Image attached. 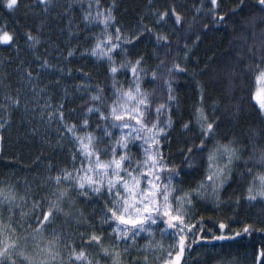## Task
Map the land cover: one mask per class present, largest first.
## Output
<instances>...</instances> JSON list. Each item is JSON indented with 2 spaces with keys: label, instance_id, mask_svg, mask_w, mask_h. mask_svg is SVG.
Wrapping results in <instances>:
<instances>
[{
  "label": "snow or ice",
  "instance_id": "obj_1",
  "mask_svg": "<svg viewBox=\"0 0 264 264\" xmlns=\"http://www.w3.org/2000/svg\"><path fill=\"white\" fill-rule=\"evenodd\" d=\"M38 2L46 5L45 14L54 6V0ZM77 3L84 30L89 25L101 29L85 38L92 44L81 56L92 57L103 67V79L93 80L91 72L77 69L81 83L71 92L65 87L62 99L53 103L48 89L60 86L64 69L52 65L48 56L34 55L37 67L30 65L21 73L24 87L13 93L6 85L0 94V113L8 117L0 116V129L8 125L13 112L22 110L29 124L36 122L30 128L32 136L41 135L39 125L55 123L57 143L67 140L71 145V167L49 162L44 166L47 174L34 176L31 182L0 180V264H184L186 253L191 257L188 264H240L236 255L212 241L231 242L258 230L245 225L225 235L227 225L221 222L220 235H214L203 227V218L196 220L193 210L200 204L213 211L231 208L238 214L244 205H260L264 213V0H234L224 12L221 0H201L191 21L173 0L163 10L153 9L149 23L141 16L128 27L117 23L114 2ZM4 7L13 12L19 0H6ZM74 7L69 4L63 15ZM222 30L228 36L224 46L203 59L195 57L192 80L199 99L179 130L192 135L173 138L169 130L179 101L175 77L189 74L187 63L205 34ZM16 39L15 30L0 26V44L11 46ZM24 39L33 52L41 43L31 31L24 33ZM142 44L151 51L142 49ZM76 50H68L67 56ZM57 51L59 61L63 51ZM41 72H55L58 79L41 86ZM121 74L123 81L118 79ZM72 75L68 70L67 76ZM145 84H158L163 99L157 98L156 88L147 91ZM212 90L215 96H209ZM238 92L247 93L255 123L248 120L245 97L237 96ZM77 97L82 100L79 122L69 123L68 117L78 109L66 113L65 103ZM207 98L212 100L210 105L205 104ZM92 117L96 128L87 132ZM225 121L232 127L221 134L218 130ZM132 148L138 149L135 160ZM193 174L199 178L189 181L186 191L179 187ZM233 183L243 189L242 194L235 200L223 199ZM104 196L95 219V210L86 214L79 207ZM33 217L36 227L20 235L24 222ZM157 229L161 237H171L167 249L156 241ZM259 231L264 239V230ZM140 239L147 243L137 247ZM197 248L204 251L192 257ZM256 259L264 264V244Z\"/></svg>",
  "mask_w": 264,
  "mask_h": 264
},
{
  "label": "trees",
  "instance_id": "obj_2",
  "mask_svg": "<svg viewBox=\"0 0 264 264\" xmlns=\"http://www.w3.org/2000/svg\"><path fill=\"white\" fill-rule=\"evenodd\" d=\"M113 2L116 4L114 15L117 23L128 27L136 24L141 16L145 17L144 23H149L152 19L150 12L153 9L159 8L160 10H163L166 6L172 3L173 0H105L106 5ZM174 2L178 6L179 11L186 13V21H191L196 8L201 5V0H174ZM5 3L6 0H0V26L6 24L9 31L15 30L17 33V39L11 46L0 44V94H2L6 85L11 86L7 90L13 93H15L17 88L24 87L20 83L21 73L30 65L33 69L37 67L34 62V55H39L42 59L45 56L52 58L56 49L64 48V36L63 34H60V32L65 29L70 17H76L78 12L74 7L68 11L67 16H64L63 13L68 6L65 0H54V6H49L50 10L47 14L43 11L46 5L40 4L38 0H19V7L13 12L8 11L4 7ZM233 4L234 0H221V12L231 8ZM204 7L206 11L208 5L205 4ZM199 19L204 20L203 15H201ZM27 31H31L33 35H38L41 41L35 52L29 49L25 43L24 33ZM172 39L174 41L173 55H175V36H173ZM227 39L228 36L224 30L206 33L199 47L196 48L194 57L187 63L189 74L187 76L182 75L175 77L176 95L179 97V101L178 104L174 106L175 111L172 116L174 127L169 130L173 138L181 135H192L191 132L180 133L179 130L181 124L190 119L193 107L199 99V93L196 91L192 80V76L197 68L195 57L203 59L206 54L210 55L212 51L223 47ZM180 43L183 44V41ZM140 47L146 51H151V47L146 46L145 44H142ZM180 55L183 56V53L181 52ZM168 59L171 61L172 57L169 56ZM21 62H23L22 68ZM148 63L154 65L155 61L150 60ZM69 67L74 71L81 69L84 72H91L93 80L103 79V67L87 57L70 60ZM72 78V84L77 83L76 78ZM196 78L204 79L203 77ZM56 79H58V77L54 74L48 72L40 73V85L42 86L51 81H55ZM65 82L67 85V81L62 79L60 84ZM144 87L149 92H151L153 88H156L157 98L163 99L158 84H145ZM252 87L255 88L257 86L253 84ZM48 91L51 92L54 97L57 96H55L57 90L54 85L50 86ZM215 95L216 92L214 90L210 91L209 96ZM237 96L245 97L244 111L248 116V120L255 123L256 113L247 102V93L238 92ZM81 103L82 100L79 97L70 99L69 102L65 103L66 113L68 109H78V112L74 116L69 117L74 123L79 122L77 117L79 115V106ZM211 103L212 100L210 98L205 100L206 105H210ZM209 111H211L210 108ZM166 115L167 114H165V117ZM0 116H3L6 120L8 119L3 113H0ZM27 121L28 117L24 115L22 110L15 111L13 112L8 125L5 128L0 129V137L3 138L2 141H0V180H5L10 177L12 182H15L16 180L23 182V180L27 178L29 182H31L34 176L47 174L44 166L49 162L56 164L59 160L65 165V161H68L66 155L58 154L56 151L51 150L47 144V140L41 135L32 136L30 128L35 127V125H31ZM26 124H28V126ZM231 127L232 125L225 121L221 123L218 131L223 134L228 132ZM197 143H199V141H197ZM209 146H211V142H209ZM174 149L175 146H173V151ZM164 151L167 152L168 148L165 147ZM38 157H43L39 164L36 163ZM9 164H12V166H6ZM198 178V174L186 177L185 183L179 187H182L186 191L189 187V181ZM32 186L35 188V184ZM22 190L23 184L21 183V194ZM242 191V188L237 187L236 184L233 183L223 192L222 198L226 200L231 197L235 200L242 194ZM104 203L105 198L99 197L98 202L93 204L82 203L79 207L83 208L86 214H91L93 213V210H95V215L93 216L95 219V217L98 216V211L103 208ZM234 206L235 205H233V207ZM193 211L195 212L196 220L203 218L205 221L204 224L207 226L215 225L217 226L216 229H218L219 223H226L230 235H233L236 231H241L245 225H250L258 231L250 236L237 239V241L257 245H261L264 242V239H261V231H259L264 230V223L261 222L264 220V213H261L260 205H255L254 207L244 205L240 208L238 214H234L231 208L223 211H213L211 206L205 208L200 204H198ZM34 219L35 218L33 217L32 220H26L24 222V231H22L20 235L23 236L31 233L32 229L36 227L33 222ZM230 220L234 222H230ZM174 256L175 253H173V257Z\"/></svg>",
  "mask_w": 264,
  "mask_h": 264
},
{
  "label": "rangeland",
  "instance_id": "obj_3",
  "mask_svg": "<svg viewBox=\"0 0 264 264\" xmlns=\"http://www.w3.org/2000/svg\"><path fill=\"white\" fill-rule=\"evenodd\" d=\"M66 3L75 5V8L78 10L76 17L71 16L69 20H71V28L68 27V24L66 25L65 29H63L60 34H63V38H64V42H63V47L62 50L63 51V56L60 58V60L58 61L56 59V57L59 55L57 49L55 50V54L54 56H52V58H50V63L56 67H63L64 69V79L67 81V86L66 82L63 84H60L59 87H56V93L53 100V103H56L57 101L61 100L63 97V90L65 87H68L70 92L73 88V86L77 83H81V78H80V72L78 71H74L72 70L71 67H69V62L70 60H73L75 58L80 59L81 53L84 52V50L86 48H89L92 44L91 40H86L85 38L87 36H90L94 33H99L100 32V28L99 27H92L91 25L88 26V30L85 31L84 30V25L81 23V19H80V11H79V6L77 3V0H65ZM70 33H72V35L70 36ZM78 50L74 51V55L71 57L67 56V52L68 50ZM91 60L94 61V58L92 57H87ZM117 60H119V57H117ZM68 70H72L73 75L71 77L67 76V72ZM50 73V72H48ZM51 74H54L55 76L58 77V75L55 72H51ZM76 78L77 83L72 84L71 80H73V78ZM118 79L120 80H124V76L123 74H121L120 77H118ZM42 86V85H41ZM125 87H127V84L125 83L124 85ZM57 100V101H55ZM166 118V117H165ZM92 125L91 128L87 129V132H91L93 129L96 128V123H95V117H92ZM68 122L69 123H74L73 121H71V119L68 117ZM27 123V122H26ZM28 126V124H26ZM31 125H36V122L33 121L31 123ZM40 130H41V136L47 140V144L48 146L51 148V150L56 151V153L58 154H63L66 155L68 157V161H65V165L71 167V160H70V148L71 145L67 142V140H65L64 142H62L61 144L57 143V140L59 139L58 136L56 135V127L57 125L55 123L51 124V125H47V124H41L39 125ZM84 134V133H81ZM46 135V136H45ZM105 143H108V141H105ZM131 153L133 154V159H136V153L138 152L137 148H132ZM108 157H105V159H107ZM59 167H64L65 165H63L62 162H60L59 160L56 163ZM80 164V160L77 159L76 161V165L79 166ZM53 174H55V170L53 171ZM181 193H177V195H180ZM104 198L106 199V196H104ZM101 209L98 211V215L100 214ZM203 227L206 229H211L212 234L214 235H220V232L218 231L217 226L212 225V226H207L205 224H203ZM31 228V227H30ZM156 231V235H155V239L156 241H162L163 246L165 249L168 248L169 244L171 243V237L170 236H166V237H161L159 234V230H155ZM225 235H230V232L227 231L224 233ZM197 235H199V229H197ZM147 243L146 239H140L138 241L137 247L143 246L144 244ZM212 243L217 245V248H219L220 246H223V248L225 250L231 251L233 255H236L237 258L240 261V264H257V252L260 249L261 245L264 244V242L261 245H257V244H249L248 242H243V241H231V242H223V241H212ZM91 251V250H90ZM204 249L202 248H197L195 252L192 253V257H195L197 252H203ZM185 256L187 257L184 261V264H188L189 260L191 259V257H188V254L186 253Z\"/></svg>",
  "mask_w": 264,
  "mask_h": 264
}]
</instances>
